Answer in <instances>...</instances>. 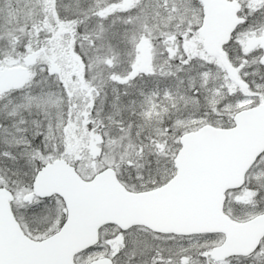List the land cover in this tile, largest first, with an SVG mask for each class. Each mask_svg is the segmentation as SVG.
Returning <instances> with one entry per match:
<instances>
[{
    "label": "snow or ice",
    "instance_id": "obj_1",
    "mask_svg": "<svg viewBox=\"0 0 264 264\" xmlns=\"http://www.w3.org/2000/svg\"><path fill=\"white\" fill-rule=\"evenodd\" d=\"M0 264H264V0H0Z\"/></svg>",
    "mask_w": 264,
    "mask_h": 264
}]
</instances>
